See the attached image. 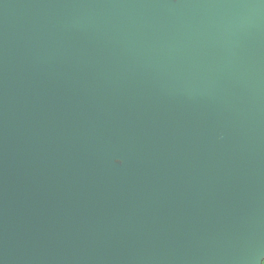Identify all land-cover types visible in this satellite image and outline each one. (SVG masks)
Here are the masks:
<instances>
[{"label": "water", "instance_id": "1", "mask_svg": "<svg viewBox=\"0 0 264 264\" xmlns=\"http://www.w3.org/2000/svg\"><path fill=\"white\" fill-rule=\"evenodd\" d=\"M264 0H0V264H262Z\"/></svg>", "mask_w": 264, "mask_h": 264}, {"label": "trees", "instance_id": "2", "mask_svg": "<svg viewBox=\"0 0 264 264\" xmlns=\"http://www.w3.org/2000/svg\"><path fill=\"white\" fill-rule=\"evenodd\" d=\"M262 264H264V259H263V261H262Z\"/></svg>", "mask_w": 264, "mask_h": 264}]
</instances>
